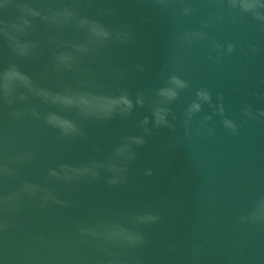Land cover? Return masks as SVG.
Returning a JSON list of instances; mask_svg holds the SVG:
<instances>
[{"label":"water","instance_id":"1","mask_svg":"<svg viewBox=\"0 0 264 264\" xmlns=\"http://www.w3.org/2000/svg\"><path fill=\"white\" fill-rule=\"evenodd\" d=\"M0 264H264V0H0Z\"/></svg>","mask_w":264,"mask_h":264}]
</instances>
